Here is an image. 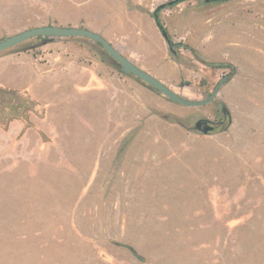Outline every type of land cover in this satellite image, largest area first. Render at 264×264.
Wrapping results in <instances>:
<instances>
[{
    "label": "rangeland",
    "instance_id": "1",
    "mask_svg": "<svg viewBox=\"0 0 264 264\" xmlns=\"http://www.w3.org/2000/svg\"><path fill=\"white\" fill-rule=\"evenodd\" d=\"M171 1L0 0V41L94 28L192 101L231 75L212 103L184 107L87 39L0 53V264H264V188L254 186L264 172L243 137L264 131V57L229 48L264 41V0L166 6L174 53L153 19ZM200 120L216 130L199 131Z\"/></svg>",
    "mask_w": 264,
    "mask_h": 264
},
{
    "label": "water",
    "instance_id": "2",
    "mask_svg": "<svg viewBox=\"0 0 264 264\" xmlns=\"http://www.w3.org/2000/svg\"><path fill=\"white\" fill-rule=\"evenodd\" d=\"M187 0H174L169 2L168 4L162 5L158 7L153 15L156 18L158 17V12L165 8V6L176 5L178 3L184 2ZM206 4H209L214 1L219 0H203ZM220 1H231V0H220ZM157 28L159 29L162 37L166 41L167 45L170 40L168 38L167 33L163 30L161 24L156 23ZM83 38L94 43H97L101 46L103 51L120 67V70L125 75H132L135 78L141 80L146 85L151 87L153 90L157 91L159 94L172 101L173 103L182 105L184 107H202L208 105L214 101L216 98L221 86L228 80L231 79V76L226 75L222 77L218 83L215 85L213 91L210 95L200 101H192L185 99L171 89H169L165 84L161 81L150 75L149 73L143 71L138 68L132 62H130L127 58H125L122 54H120L112 45L107 42L101 35L92 32L85 28H73V27H60V26H42L35 27L25 31H22L18 34L12 35L0 41V53L10 50L13 47H16L30 39L33 38ZM196 129L202 130L204 134H208L213 131V126L209 125L208 121L200 120L196 123Z\"/></svg>",
    "mask_w": 264,
    "mask_h": 264
},
{
    "label": "crops",
    "instance_id": "3",
    "mask_svg": "<svg viewBox=\"0 0 264 264\" xmlns=\"http://www.w3.org/2000/svg\"><path fill=\"white\" fill-rule=\"evenodd\" d=\"M256 27L264 28V21L258 22V25ZM90 31H94L95 33H98L100 35H103L101 32L94 28H88ZM260 34V33H259ZM105 37V36H104ZM256 38H259L256 40V43H246L234 41V42H229L231 45H229V48L232 49L234 53L237 51L243 54L244 56L249 54L251 51H256L257 54L260 55V57H264V41L260 40L262 38V34L257 35ZM69 39H64L66 41H62V44H66V42H69L67 40ZM76 39V38H75ZM107 39V38H106ZM110 42L109 40H107ZM64 42V43H63ZM237 42L238 44H236ZM68 44V43H67ZM87 76H88V82H96L98 80V77L95 76L91 72V70L88 69L87 71ZM253 129V130H252ZM243 137L248 139V155H249V162L250 164H253L255 166L254 171H260L264 172V131L258 130L257 126L251 125L249 127V131L247 134H244ZM245 150H243L244 152ZM245 155V154H244ZM257 187H262L264 188V179L259 180L258 182L254 183ZM253 186V185H252Z\"/></svg>",
    "mask_w": 264,
    "mask_h": 264
},
{
    "label": "trees",
    "instance_id": "4",
    "mask_svg": "<svg viewBox=\"0 0 264 264\" xmlns=\"http://www.w3.org/2000/svg\"><path fill=\"white\" fill-rule=\"evenodd\" d=\"M197 1H202V0H197ZM204 2V1H203ZM224 2H227V1H214V2H211L209 4H219V3H224ZM205 3V2H204ZM179 4V3H178ZM206 4V3H205ZM166 7V6H165ZM160 12V11H159ZM159 12H158V17L156 18L155 20V17L153 15V19L155 21V24H161L160 20H159ZM162 26V25H161ZM38 38H43V37H38ZM174 47L175 45L170 41L169 44H168V48L170 50L171 53H174ZM184 48H187L186 46H183ZM112 60V59H111ZM112 64L115 65L119 71L121 72L120 70V67L112 60ZM210 67H213V68H232L230 65H225V64H218V65H215V64H209ZM231 76V75H229ZM225 118L227 119V121L229 120V116L227 115V113L225 114ZM230 124V121H228L227 123V126ZM226 126V127H227ZM226 129V128H224Z\"/></svg>",
    "mask_w": 264,
    "mask_h": 264
},
{
    "label": "flooded vegetation",
    "instance_id": "5",
    "mask_svg": "<svg viewBox=\"0 0 264 264\" xmlns=\"http://www.w3.org/2000/svg\"><path fill=\"white\" fill-rule=\"evenodd\" d=\"M209 125H210V126H213V131H211V132H209V133L214 132V131L216 130V128H217L216 123H215L214 125L209 123ZM199 131H202V130H199Z\"/></svg>",
    "mask_w": 264,
    "mask_h": 264
}]
</instances>
